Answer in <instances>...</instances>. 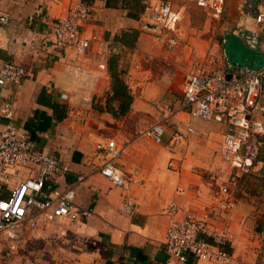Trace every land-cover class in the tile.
Returning <instances> with one entry per match:
<instances>
[{
	"label": "crops",
	"instance_id": "obj_1",
	"mask_svg": "<svg viewBox=\"0 0 264 264\" xmlns=\"http://www.w3.org/2000/svg\"><path fill=\"white\" fill-rule=\"evenodd\" d=\"M72 1L0 0V10L9 14L8 23L0 24V65L12 60L31 62L19 83L0 86V106L10 100L14 123L29 134L36 149L68 165L69 171L59 179L74 184L76 202L89 206L92 214L84 221L39 218L35 227H21L15 247L8 248L15 253L7 252V242H2L0 264H224L190 254L179 262L167 255L166 206L171 201L189 206L214 229L229 232L224 249L231 258L225 264H258V252L264 249V132L250 134L242 148L254 156L246 170L232 167L222 155L221 141L228 131L222 122L177 111L166 133L183 132L185 140L167 148L146 138L155 143L157 153L140 150L136 132L158 121L156 102L178 107L191 58L207 61L218 55L230 65V72L239 74L264 65L251 57L247 66L257 61L259 66L247 68L224 56L228 33L264 54V32L249 30L253 26L244 22L259 0H224L218 18L190 0H165L181 17L176 31L167 32L179 40L174 50L158 41L143 20V9L131 10L132 0L109 4L84 0L91 11L80 22L89 40L81 55L56 44L49 28V22L63 15ZM217 28L223 30L221 53L213 40ZM103 61L104 70L98 68ZM110 63L120 71L132 97L124 114L118 113V103L111 99ZM76 66L87 73L76 76L71 69ZM259 103L264 107V96ZM255 117L264 124V111L258 110ZM5 122L0 117V130ZM105 138L126 147L115 163L129 179L128 190L98 171L103 157L96 144ZM11 172L12 182L29 175L23 167ZM78 175H83L81 181L76 180ZM231 176H236V183L230 185L236 204L220 210L219 188L229 184ZM126 201L132 203L129 209Z\"/></svg>",
	"mask_w": 264,
	"mask_h": 264
},
{
	"label": "built area",
	"instance_id": "obj_2",
	"mask_svg": "<svg viewBox=\"0 0 264 264\" xmlns=\"http://www.w3.org/2000/svg\"><path fill=\"white\" fill-rule=\"evenodd\" d=\"M190 1L215 18L222 15L224 0ZM253 10L244 17V22L253 26L252 29L248 27L249 30L254 28L262 34L264 0H259ZM90 11L91 5L87 1L70 2L63 15L49 22L55 43L72 47L77 54H83L89 40L80 30V22L87 18ZM142 17L165 49H176L178 38L167 35V32L176 31L181 17L169 1L145 0ZM8 21L9 14L0 10V24L5 25ZM30 68L31 62L23 60L3 62L0 65V86L19 83ZM98 68L104 70L105 62H100ZM229 68L230 65L218 55L207 61L191 58L185 68L184 89L178 107L156 102L158 121L136 132V137H145L173 148L185 140L183 132L166 133L171 117L177 111H185L191 118L213 119L228 127L221 141L222 155L232 167L246 170L254 156L243 152L242 148L250 134L264 132V124L255 117L258 110L264 111L259 103L260 97L264 96V65L243 74L230 72ZM71 69L76 76L87 73L79 66ZM61 97L66 98L67 95L62 94ZM14 113V104L5 100L0 106V117L6 119L0 130V187H5L3 189L6 191L5 195H0V238L9 244V248L15 247L19 229L35 227L39 218L48 221L63 218L84 221L92 214L89 206L76 202L74 184L59 179L69 171L68 165L58 157L38 151L29 134L14 123ZM185 126L191 129L189 122ZM96 147L103 157L99 173L128 190L129 179L115 163L124 152L125 145L113 138H105L97 142ZM20 167L27 168L29 175L12 182L11 168ZM82 179L83 175H78L76 180ZM229 182L219 188L217 206L220 210L231 209L236 204L230 186L236 183V176H231ZM131 204L126 201L125 208L129 209ZM166 213L169 220L165 230V251L169 257L185 262L190 254L197 260L229 263L231 256L224 249L230 238L226 229H214L205 217L198 216L189 206L174 201L168 203ZM258 256V264H264V249L258 252Z\"/></svg>",
	"mask_w": 264,
	"mask_h": 264
},
{
	"label": "trees",
	"instance_id": "obj_3",
	"mask_svg": "<svg viewBox=\"0 0 264 264\" xmlns=\"http://www.w3.org/2000/svg\"><path fill=\"white\" fill-rule=\"evenodd\" d=\"M133 6L131 10H135L136 12L141 11L144 8V2L143 0H132ZM110 0H106V4H109ZM133 16H136V13H132ZM110 60H113V58H110ZM112 62V61H111ZM110 76H111V91L113 92V95L111 96V99L114 101H117L118 105V113L124 114L130 105V102L132 100L131 94L127 91L126 85L122 79V76L120 74V71H117L114 65L109 66Z\"/></svg>",
	"mask_w": 264,
	"mask_h": 264
},
{
	"label": "water",
	"instance_id": "obj_4",
	"mask_svg": "<svg viewBox=\"0 0 264 264\" xmlns=\"http://www.w3.org/2000/svg\"><path fill=\"white\" fill-rule=\"evenodd\" d=\"M224 56L229 62L245 66L247 68H256L259 66L258 61L264 62V54H258L246 46L243 45L233 34H226L224 36ZM259 56V57H258ZM251 57L259 58L257 62H253V66L250 65ZM262 66V65H261Z\"/></svg>",
	"mask_w": 264,
	"mask_h": 264
},
{
	"label": "rangeland",
	"instance_id": "obj_5",
	"mask_svg": "<svg viewBox=\"0 0 264 264\" xmlns=\"http://www.w3.org/2000/svg\"><path fill=\"white\" fill-rule=\"evenodd\" d=\"M222 31L223 30H219L217 28L216 31H215L214 37H213L214 42L217 43L218 52H220V53L222 52ZM138 140H139L138 141V147L140 148V150L141 149L142 150H146V151L147 150L148 151L153 150L154 153H157L155 151L154 146H153L155 143H153L152 141H150V140H148L146 138H142V137H140ZM122 154H125V153L123 152ZM118 168L121 169L120 166H118ZM2 242H3V240H1V238H0V249H1V246H2ZM7 246H8L7 247V252L15 253V250L8 249L9 248V244L8 243H7Z\"/></svg>",
	"mask_w": 264,
	"mask_h": 264
}]
</instances>
